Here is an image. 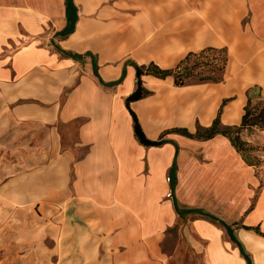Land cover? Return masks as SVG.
I'll use <instances>...</instances> for the list:
<instances>
[{
  "label": "crops",
  "instance_id": "1",
  "mask_svg": "<svg viewBox=\"0 0 264 264\" xmlns=\"http://www.w3.org/2000/svg\"><path fill=\"white\" fill-rule=\"evenodd\" d=\"M73 3L75 30L61 37L66 0H0L5 187L18 152L20 197L51 207L68 264H264L263 177L223 135L142 145L126 105L135 66L173 42L228 44L225 82L176 87L146 75L151 94L130 107L152 140L195 134L220 110L224 126H239L248 92L264 99V0Z\"/></svg>",
  "mask_w": 264,
  "mask_h": 264
},
{
  "label": "rangeland",
  "instance_id": "2",
  "mask_svg": "<svg viewBox=\"0 0 264 264\" xmlns=\"http://www.w3.org/2000/svg\"><path fill=\"white\" fill-rule=\"evenodd\" d=\"M124 10L126 11V9ZM238 27L241 32L245 31L247 23L242 22L238 24ZM210 48L215 51L206 52L198 61L192 58L186 64L189 68L195 67L196 69L194 76L186 80L184 86L221 84L228 78L229 64L231 63L228 44L223 46L206 45L198 50H189L179 47L173 42L171 52L157 56L154 64L159 66L158 63L161 62L168 66L167 68L161 67L162 69H174L189 53H200ZM225 60H227L226 66L223 69ZM197 62L198 65H196ZM238 67L242 68V65H238ZM208 75L220 77L223 80L219 83L200 81L202 77ZM169 78L175 85V78L173 76ZM251 95L253 104H257L260 101L258 89H254ZM242 139L256 147L257 151L253 153V156L257 157L259 165L254 168L257 174L264 179V131L253 128L250 133L244 132ZM18 161L19 153L13 152L10 187H5V184L10 182H5L2 177L3 165H0V264H68L61 261V259H66V256L63 257V253L67 251V246L63 244L66 242L64 240L66 234L62 229L58 231L59 223L57 220H53L51 207L45 209L37 205L35 199L20 197L21 183L18 177L20 167L15 165ZM58 234H60L59 239Z\"/></svg>",
  "mask_w": 264,
  "mask_h": 264
},
{
  "label": "trees",
  "instance_id": "3",
  "mask_svg": "<svg viewBox=\"0 0 264 264\" xmlns=\"http://www.w3.org/2000/svg\"><path fill=\"white\" fill-rule=\"evenodd\" d=\"M67 7V19L68 25L67 27L60 33L61 37H66L74 32L76 22H77V8L75 7L73 0H66ZM215 51V49H207L203 50L200 53H189L186 58L181 61L174 69H161L154 63H150L149 65H141L135 66L136 69V77L137 84L135 91L128 96L126 99V105L130 110V113L133 118L134 123V133L137 140L144 146L154 147L160 146L164 143V136L169 133H178L190 138L199 139V140H209L211 138L216 137L217 135H223L229 138L233 147L237 150V152L243 157V159L252 167L257 168L259 165V160L256 156H253V153L257 151L256 147L250 145L247 141L242 139V134L244 132H249L253 128H259L264 131V99H260L257 104H253L251 91L248 92V102L245 106V113L242 118V123L239 126H224L221 123V110L219 111L217 117L215 118L213 124L210 127L204 128L199 126L197 128V132L192 134L188 131L187 128H178L172 131L166 132L162 135V137L158 140H152L147 137L145 134L141 123L139 121L136 113L131 109L130 105L133 102H137L142 100L150 95V91L147 90L143 86L142 78L146 75H152L161 79H166L167 77L173 76L175 78L176 86H184L186 84V80L192 78L194 76L195 67H188L186 64L194 58L195 60H199L204 56L206 52ZM226 61L224 62V67L226 66ZM199 63L197 62L196 65ZM195 65V66H196ZM223 80V78L215 77L212 75L204 76L200 79V81H209L213 83H219ZM227 100L224 101V103ZM171 181H174L171 179ZM211 217L209 215H206ZM215 220L219 221L215 218Z\"/></svg>",
  "mask_w": 264,
  "mask_h": 264
},
{
  "label": "bare ground",
  "instance_id": "4",
  "mask_svg": "<svg viewBox=\"0 0 264 264\" xmlns=\"http://www.w3.org/2000/svg\"><path fill=\"white\" fill-rule=\"evenodd\" d=\"M146 1V0H145ZM148 1V0H147ZM152 1V0H151ZM223 1V0H222ZM192 3V2H191ZM196 3V2H195ZM141 5V4H140ZM210 8V7H209ZM193 20V19H192ZM193 23V22H192ZM194 24V23H193ZM197 24V23H196ZM194 24V26L196 25ZM205 24V23H204ZM215 25V24H214ZM193 28V27H192ZM195 28V27H194ZM187 30V29H186ZM195 31L197 32V30L195 29ZM206 33V32H205ZM132 34V33H131ZM186 40V39H185ZM191 43V42H190ZM192 46V45H191ZM193 47V46H192Z\"/></svg>",
  "mask_w": 264,
  "mask_h": 264
},
{
  "label": "built area",
  "instance_id": "5",
  "mask_svg": "<svg viewBox=\"0 0 264 264\" xmlns=\"http://www.w3.org/2000/svg\"><path fill=\"white\" fill-rule=\"evenodd\" d=\"M170 180V179H169Z\"/></svg>",
  "mask_w": 264,
  "mask_h": 264
}]
</instances>
